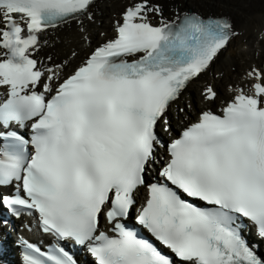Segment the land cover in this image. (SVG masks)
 I'll return each mask as SVG.
<instances>
[{
  "label": "snow or ice",
  "instance_id": "snow-or-ice-1",
  "mask_svg": "<svg viewBox=\"0 0 264 264\" xmlns=\"http://www.w3.org/2000/svg\"><path fill=\"white\" fill-rule=\"evenodd\" d=\"M94 3L0 0V204L48 237L21 240L23 264H78L73 246L93 264H264L246 235L264 241V71L164 145L170 106L239 33L131 0L71 72L41 59L45 34L82 30Z\"/></svg>",
  "mask_w": 264,
  "mask_h": 264
},
{
  "label": "bare ground",
  "instance_id": "bare-ground-1",
  "mask_svg": "<svg viewBox=\"0 0 264 264\" xmlns=\"http://www.w3.org/2000/svg\"><path fill=\"white\" fill-rule=\"evenodd\" d=\"M129 0H98L92 7V19L83 21V29L77 23L62 26L46 34L47 44L41 48L42 57H52V63L70 62L67 71L70 72L81 59L105 36L112 35L111 23L113 14L117 13L123 4ZM162 5L164 15L169 9H196L207 16L225 14L233 23L239 35L230 43L228 48L221 52L211 64L208 71L192 82L185 91V99L190 100L191 111L185 110L181 117H190L203 104L197 96L206 85H213L217 92L214 103L226 98L227 85L247 83L244 71L250 66L258 64L259 54L264 41V0H152ZM214 13V14H212ZM113 36V35H112ZM111 36V37H112ZM258 41V42H257ZM75 52L76 56L71 54ZM197 95V96H196ZM212 103V104H214ZM183 106V103L180 104ZM175 125V123H173ZM0 238H5L0 234ZM12 245L13 241L4 239ZM11 261H9L8 264Z\"/></svg>",
  "mask_w": 264,
  "mask_h": 264
},
{
  "label": "rangeland",
  "instance_id": "rangeland-1",
  "mask_svg": "<svg viewBox=\"0 0 264 264\" xmlns=\"http://www.w3.org/2000/svg\"><path fill=\"white\" fill-rule=\"evenodd\" d=\"M262 12H264V10H262ZM261 46H262V50H261V53H260L259 57H260V60L262 62H264V41H262V45Z\"/></svg>",
  "mask_w": 264,
  "mask_h": 264
}]
</instances>
